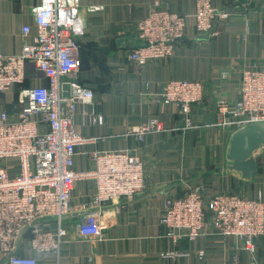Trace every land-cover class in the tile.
Masks as SVG:
<instances>
[{
	"label": "built area",
	"instance_id": "obj_1",
	"mask_svg": "<svg viewBox=\"0 0 264 264\" xmlns=\"http://www.w3.org/2000/svg\"><path fill=\"white\" fill-rule=\"evenodd\" d=\"M195 5L193 14L170 11L158 1L151 5L137 22L138 46L128 54L129 60L140 68L152 60L171 58L186 36L190 17L197 33L212 35L218 33L219 19L232 17L213 0H195ZM32 14L34 23L22 27V36L29 40L21 51L6 54L0 49V97L9 91L15 97L11 110L0 108V264H61L40 263L39 258L61 252L68 235L63 226L66 216L88 210L81 232L102 235L107 222L122 209L118 200L132 198L147 185L141 156L128 148L94 152L91 172L74 169L78 147L96 140L77 130L78 109L84 108L90 125L105 121L96 110L94 90L79 79L81 41L88 23L81 0H40ZM28 64L42 73L46 84H33ZM26 80L29 84L22 85ZM207 90L204 80L175 78L164 82L153 96L156 102L179 106L185 128H192L193 106L205 100ZM216 109L232 130L264 120V67L243 68L238 97L233 101L219 97ZM163 130L158 117L133 128L139 139ZM87 178L96 183L92 201L73 205L74 184ZM160 217L175 244L208 234L234 237L254 260L257 240L264 236L260 191L252 197L222 189L207 196L204 185H199L182 196L166 198ZM161 255L175 259L192 253L173 249ZM204 255L205 250L198 252L200 258Z\"/></svg>",
	"mask_w": 264,
	"mask_h": 264
},
{
	"label": "crops",
	"instance_id": "obj_2",
	"mask_svg": "<svg viewBox=\"0 0 264 264\" xmlns=\"http://www.w3.org/2000/svg\"><path fill=\"white\" fill-rule=\"evenodd\" d=\"M159 2L170 11L193 14L195 0H81V12L87 21L83 37V64L79 79L95 92L96 110L105 116L101 125L85 122L83 107L78 109L76 128L94 143L80 145L74 169L91 172L95 168L93 153L128 148L144 162L146 187L132 198H122V209L107 222L100 234H83L81 228L88 212L75 211L66 216L68 230L59 254H47L40 263L61 264H264V236L257 240L256 262L234 237L223 239L204 235L188 242L174 243L160 222L163 202L179 197L193 187L204 185L207 196L222 189L241 191L264 200V148L258 158V173L243 179L226 166L229 137L233 131L222 122L216 109L219 97L236 100L243 68L264 67V0H213L232 17L216 23L217 34L199 39L192 17L186 36L175 54L150 61L138 68L129 60L132 48L122 47L117 39L134 38L137 22L151 5ZM40 0H0V49L18 53L29 38L22 27L34 23L32 8ZM245 3L246 5H242ZM93 5L103 6L91 11ZM33 84H46L42 73L28 64ZM201 79L208 92L203 102L193 107L194 127L185 128L179 106L156 102L153 94L169 79ZM14 92L0 97V108L12 109ZM12 104V105H11ZM149 117L163 121L164 130L148 132L139 139L133 128ZM94 179L77 181L72 203L89 204L95 194ZM173 249L190 250L183 258H165L161 254ZM205 250L200 258L198 252ZM30 253V251H28Z\"/></svg>",
	"mask_w": 264,
	"mask_h": 264
},
{
	"label": "water",
	"instance_id": "obj_3",
	"mask_svg": "<svg viewBox=\"0 0 264 264\" xmlns=\"http://www.w3.org/2000/svg\"><path fill=\"white\" fill-rule=\"evenodd\" d=\"M208 33H201L199 39L206 38ZM117 40L122 47L138 46L134 38L121 37ZM229 139L226 152L227 168L238 173L243 179H251L258 173V158L264 148V121L244 125L233 131Z\"/></svg>",
	"mask_w": 264,
	"mask_h": 264
},
{
	"label": "trees",
	"instance_id": "obj_4",
	"mask_svg": "<svg viewBox=\"0 0 264 264\" xmlns=\"http://www.w3.org/2000/svg\"><path fill=\"white\" fill-rule=\"evenodd\" d=\"M84 42L83 41H81V66H82V64H83V61H82V57L84 56L83 55V51H84ZM29 84V82H28V80H26L22 85H24V86H27ZM14 99H15V97H14ZM14 102V101H13ZM14 104V103H13ZM12 105V104H11ZM13 106V105H12ZM26 237H30V234H29V232H27V234L25 235Z\"/></svg>",
	"mask_w": 264,
	"mask_h": 264
},
{
	"label": "bare ground",
	"instance_id": "obj_5",
	"mask_svg": "<svg viewBox=\"0 0 264 264\" xmlns=\"http://www.w3.org/2000/svg\"><path fill=\"white\" fill-rule=\"evenodd\" d=\"M231 12H232V11H231ZM219 20H223V19H219ZM219 20H218V21H219ZM215 26H216V25H215ZM215 28H216V27H215ZM216 29H217V28H216ZM216 29H215V30H216ZM262 121H264V120H262ZM256 122H258V121H256ZM246 125H247V124H246ZM242 127H243V126H242ZM240 128H241V127H240ZM237 129H239V128H237ZM240 192H241V191H240ZM134 196H135V195H134ZM134 196H133V197H134ZM121 199H122V198H121ZM121 199L118 200V203L120 202ZM129 199H130V198H129ZM119 204H120V203H119Z\"/></svg>",
	"mask_w": 264,
	"mask_h": 264
},
{
	"label": "rangeland",
	"instance_id": "obj_6",
	"mask_svg": "<svg viewBox=\"0 0 264 264\" xmlns=\"http://www.w3.org/2000/svg\"><path fill=\"white\" fill-rule=\"evenodd\" d=\"M212 235V234H211ZM186 239V238H185ZM187 240V239H186ZM188 241V240H187ZM189 242V241H188ZM251 262L254 263L256 262V256H255V260L253 258H250Z\"/></svg>",
	"mask_w": 264,
	"mask_h": 264
}]
</instances>
